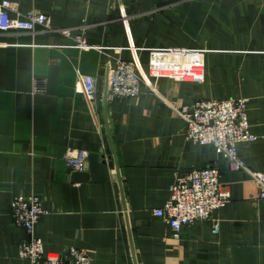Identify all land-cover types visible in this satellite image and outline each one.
Returning <instances> with one entry per match:
<instances>
[{
    "label": "crops",
    "instance_id": "obj_1",
    "mask_svg": "<svg viewBox=\"0 0 264 264\" xmlns=\"http://www.w3.org/2000/svg\"><path fill=\"white\" fill-rule=\"evenodd\" d=\"M9 1L21 13L46 14L54 31L0 32V264H31L19 253L27 234L14 224L11 202L33 195L46 211L35 235L48 256L75 248L93 264H264L258 186L213 146L188 140L172 109L247 100L257 139L238 153L264 174V0ZM65 29L112 48V58L74 48L59 32ZM151 48L208 50L205 82L160 78L157 94L143 87L136 98L110 100L115 58L136 60L146 73ZM80 75L97 81L91 106L76 91ZM69 148L86 152L88 181H72ZM209 167L232 196L214 215L220 231L196 222L174 240L154 211L168 202L177 176Z\"/></svg>",
    "mask_w": 264,
    "mask_h": 264
},
{
    "label": "built area",
    "instance_id": "obj_2",
    "mask_svg": "<svg viewBox=\"0 0 264 264\" xmlns=\"http://www.w3.org/2000/svg\"><path fill=\"white\" fill-rule=\"evenodd\" d=\"M54 31L52 21L44 13L31 10L18 11L17 6L9 1L0 2V32L9 34L23 32L35 34L37 31ZM72 41L74 48L96 50L107 56L110 48L88 44L83 34L71 29L59 31ZM116 52L122 48H114ZM147 63V72L142 65L134 61L115 58V66L109 68L108 96L110 100L132 99L140 95L147 87L157 94V82L168 78L176 82H205V56L208 50L185 48H151ZM91 106L97 102V81L88 76H79L77 90ZM175 114L186 123L185 136L199 145H210L216 154L229 161L234 171H244L259 188V197L264 200V174L248 168L239 157L238 146L254 142L257 138L251 133L247 116V100H201L192 106L172 108ZM69 169L83 172L87 160L86 152L69 148L65 154ZM231 193L221 183L220 172L215 167L191 171L176 177L170 189V198L163 208L154 211L156 216L164 218L172 231L174 240H179L184 228L196 222L212 221L214 232L219 233V221L214 215L229 204ZM46 214L42 199L38 196L19 197L11 202V215L14 224L27 234L19 253L22 259L31 264H93L87 252L72 248L64 257L48 256L41 239L35 235L36 225Z\"/></svg>",
    "mask_w": 264,
    "mask_h": 264
},
{
    "label": "water",
    "instance_id": "obj_3",
    "mask_svg": "<svg viewBox=\"0 0 264 264\" xmlns=\"http://www.w3.org/2000/svg\"><path fill=\"white\" fill-rule=\"evenodd\" d=\"M89 157L93 161L98 159L97 154H91ZM69 172L71 174L73 182H86L89 180V175L86 172H75L73 169H69Z\"/></svg>",
    "mask_w": 264,
    "mask_h": 264
}]
</instances>
